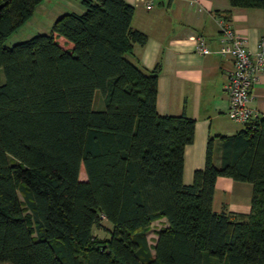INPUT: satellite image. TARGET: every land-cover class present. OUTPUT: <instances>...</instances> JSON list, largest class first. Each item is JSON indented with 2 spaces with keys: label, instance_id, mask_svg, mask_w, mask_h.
Returning <instances> with one entry per match:
<instances>
[{
  "label": "trees",
  "instance_id": "obj_1",
  "mask_svg": "<svg viewBox=\"0 0 264 264\" xmlns=\"http://www.w3.org/2000/svg\"><path fill=\"white\" fill-rule=\"evenodd\" d=\"M42 2L0 0V264H264V117L220 138L219 166L210 140L185 184L195 121L158 114L160 69L129 59L147 42L134 6L84 0L8 47ZM220 177L252 184L248 214L213 210Z\"/></svg>",
  "mask_w": 264,
  "mask_h": 264
},
{
  "label": "crops",
  "instance_id": "obj_2",
  "mask_svg": "<svg viewBox=\"0 0 264 264\" xmlns=\"http://www.w3.org/2000/svg\"><path fill=\"white\" fill-rule=\"evenodd\" d=\"M55 1L57 17L85 11L84 0ZM125 1L135 8L133 28L147 35L146 44L135 45L129 59L146 72L160 69L158 114L185 115L195 121V140L185 148L183 170V182L192 184L195 172L205 167L209 141L214 144V162L219 166L220 138L233 136L245 127L228 115L230 98L226 85L234 61L217 53L221 45L219 22L225 20L256 54L264 42V9L234 7L230 0ZM149 2L151 9H147ZM199 35L205 37L212 53H199L191 40ZM251 95L249 106L264 117V71L253 85ZM219 193L224 194L222 210L233 214L250 212L252 184L220 177L213 210H217Z\"/></svg>",
  "mask_w": 264,
  "mask_h": 264
},
{
  "label": "built area",
  "instance_id": "obj_3",
  "mask_svg": "<svg viewBox=\"0 0 264 264\" xmlns=\"http://www.w3.org/2000/svg\"><path fill=\"white\" fill-rule=\"evenodd\" d=\"M151 8L152 4L149 2L147 9ZM219 27L221 45L217 53L223 57H231L234 61V69L226 85L230 98L228 115L233 121L246 126L263 117L249 106V102L252 98L253 85L259 74L264 71V42L259 46L258 52L253 54L246 40L238 36L225 20L222 19L219 22ZM191 40L195 43L199 53L204 55L212 53L205 37L192 36Z\"/></svg>",
  "mask_w": 264,
  "mask_h": 264
},
{
  "label": "rangeland",
  "instance_id": "obj_4",
  "mask_svg": "<svg viewBox=\"0 0 264 264\" xmlns=\"http://www.w3.org/2000/svg\"><path fill=\"white\" fill-rule=\"evenodd\" d=\"M57 4L58 2H56L55 0H44L43 3L35 9V12L32 17L7 38L6 45L8 47H12L17 43L26 41L34 37L37 34L49 33L52 29L54 22L59 18L56 16L55 12V7L57 6ZM95 98V108L98 110L102 107L104 108L103 96L100 91L96 93ZM80 179H86V174L83 167L81 168ZM223 196V193H219L217 197V210H214L215 212L223 211V208L220 207V203L224 201ZM165 225V219L158 220L152 224L147 234L148 242L150 245H153L155 243V240L157 239L158 230L164 227ZM106 228H110V225L106 221H104L103 227L95 230V236L100 240L109 239L110 235Z\"/></svg>",
  "mask_w": 264,
  "mask_h": 264
}]
</instances>
